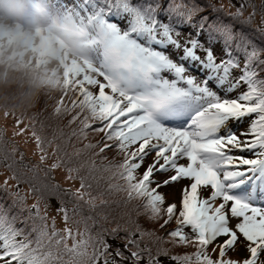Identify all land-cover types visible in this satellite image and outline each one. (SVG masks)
I'll use <instances>...</instances> for the list:
<instances>
[{"label": "snow or ice", "instance_id": "obj_1", "mask_svg": "<svg viewBox=\"0 0 264 264\" xmlns=\"http://www.w3.org/2000/svg\"><path fill=\"white\" fill-rule=\"evenodd\" d=\"M53 3L70 39L54 114L70 116L69 126L78 122L70 138L88 142L61 156L55 136L47 139L34 125L31 135L40 165L55 144L46 175L61 169L65 181L80 183L63 190L73 198L71 214L58 196L63 228L48 214L58 183L14 193L12 207L28 213L23 219L0 205V264H163L161 257L174 264H264V199L256 202L258 193L264 197V48L207 15L194 19L204 7L183 0ZM178 25L195 32L182 38ZM246 117L248 129L237 135L230 122ZM21 123L17 118L16 127ZM90 134L103 135L93 143ZM109 150L123 159L109 160ZM17 151L13 146L12 155ZM86 152L88 161L72 162ZM7 168L12 175L4 186L13 180L19 189L13 164ZM89 179L105 180L109 192L124 194L125 205L142 204L119 220L104 215L106 227L83 214V205L97 207ZM181 182L179 201L167 203L160 189ZM30 194L36 201L28 207ZM140 216L158 228H145ZM18 220L31 226L17 227ZM179 248L194 251L173 254Z\"/></svg>", "mask_w": 264, "mask_h": 264}, {"label": "rangeland", "instance_id": "obj_2", "mask_svg": "<svg viewBox=\"0 0 264 264\" xmlns=\"http://www.w3.org/2000/svg\"><path fill=\"white\" fill-rule=\"evenodd\" d=\"M256 1V0H255ZM264 1V0H263ZM184 3H187V0H183ZM191 4H197L200 6L204 7V11L202 14H205L209 12V18L210 20H217L218 22H222L224 24H228L234 28V30H237V26L240 25L239 27H243L242 22L235 21V18H231L229 16V13L233 11L236 7V9L239 7V5H244V8L247 6H251L253 3L251 0H195ZM189 4V5H191ZM227 10V11H226ZM226 11V12H225ZM0 16L4 17L3 22L4 25H9L12 21L18 22V18L20 17L18 14V10L15 12H10L7 10V7L3 8L0 0ZM229 20V21H228ZM248 21V18H247ZM257 21L260 23L261 29L264 30V23H262V20H260V17H257ZM242 24V25H241ZM21 26V25H19ZM246 27V24L244 25ZM1 28H4L2 26ZM4 30V29H2ZM245 30V28H244ZM248 31V35H249ZM48 34V30H41L37 36L38 38H42L45 35ZM252 35V34H250ZM29 33H25L24 37H28ZM188 34H182V38H186ZM10 36H8L9 38ZM14 39L19 43L22 42L21 47L28 45L26 42H24L23 38L18 39L17 37H14ZM14 39H9L12 42ZM33 39L31 41V44L33 43ZM255 44L261 48H264L263 45H259L255 40H253ZM55 43L50 42V47L54 48ZM62 56V55H61ZM264 58V57H262ZM53 62H50V66H52ZM33 70L31 66L25 65L24 62H17L15 60H8L5 58L0 59V69H3L2 71H13L16 72L13 74L16 76L18 73L24 72L26 69ZM0 71V74L2 73ZM43 73H46L43 71ZM27 74L32 77L33 74L27 71ZM195 75L200 76L198 73H193ZM47 78H48V74ZM28 76V78L30 77ZM27 78V79H28ZM22 79V78H21ZM60 81L56 75H52L49 77L48 82L51 84L53 90L52 93L56 97L59 92L55 89L56 82ZM10 85V84H9ZM12 86L17 92H22L24 91V96L27 93L29 95V99L40 95L41 93H46L47 92V87L43 86V84L40 87H30L26 85L22 86ZM45 90V92H43ZM243 90V89H242ZM27 95V96H28ZM237 95V93H233V96ZM8 99L4 100V105L7 104ZM48 104H44L42 106H46ZM40 106V105H39ZM49 106V105H48ZM5 110L0 109V205H3L5 208H11V215H17L19 213L20 219H23L28 215L27 212H20L18 207H12L13 205V200L16 199L14 196V193L19 190L20 195H25L26 193L29 192V187L30 185H34L35 187L39 188L41 187L42 183H47L50 186L55 185V183H58L60 185V193L58 195H52L47 203L50 205L49 208V217L51 218L52 216L56 217L57 221V227L58 228H63V222L60 218V215L55 212V208H57L60 204V199L58 196L63 197V199L67 202L68 207L70 209V214H71V208H72V203H73V198L70 195H67L64 193V189H72L73 191L79 187V180L76 181H65L64 177L66 173L62 171L61 169H57L51 173H48L47 175L45 174V169L50 167V165L55 161L56 157L52 155L53 150L55 148V144H59L58 142H68L64 139L63 136H60L53 145V147H49L47 149L49 158L47 162L43 165L39 164V155L40 153L36 150L35 143L33 141L32 135H31V127L34 124H29L27 125L26 122H23L19 125V127H16V119L13 118L10 113L8 117H5ZM34 114V113H33ZM55 122L62 121L63 115L57 116L54 115ZM69 120V119H68ZM68 120L66 121V124H68ZM251 121V118H247L245 123ZM53 123V122H52ZM235 122H230V128L231 130H234ZM28 127L29 130L25 131L23 135L20 136H15L13 138V132H18L20 129H24L25 127ZM243 129L242 127H239L236 130V134L240 135L241 130ZM1 130L4 132L10 133V136H6L4 134L1 135ZM41 134V133H39ZM42 135V134H41ZM58 134H51V132L44 131L43 136L46 137L47 139H52L53 136H57ZM103 134H91L89 140H91L93 143H96L101 139ZM63 137V138H61ZM9 139V140H7ZM83 143H86L85 141ZM83 143H79L76 148H81L83 147ZM74 145L75 142L70 143V148L69 152L73 153L74 151ZM13 146H15L18 151L15 153V155H12V149ZM24 154V159L23 161L20 160V154ZM7 154L8 158L5 159V155ZM64 154V147L60 146V153L59 155L63 156ZM107 156L109 157V160L113 159L115 157L116 162H119L120 160L123 159L122 155H117L115 151L109 150L107 153ZM97 160H99V157H96ZM89 158L87 159V161ZM8 164H13L14 170L18 177L20 178V184H19V189L16 188V181L10 180L9 185L6 188L4 186V180L7 179L9 176L12 175V172L8 170L7 165ZM38 165V167H34ZM82 175L88 174V168L87 164L85 165V169L81 173ZM98 175V174H96ZM157 179H163V177L158 176ZM89 183L92 184L91 188V193L93 196L98 197L97 199V207L94 211L90 210L87 205H83V214L85 216L91 215L93 216L100 224H104L106 227H111L110 223H105L103 220V216L107 215L109 218V221H112L113 219L119 220L120 217L127 213L131 212L133 210V207L138 204H142V201H133L132 204L125 205L124 204V194L123 193H116V192H109L107 190V182L105 180H100V181H95L89 179ZM185 182H181L180 185H173L169 187H165L160 189L162 194L165 195L167 203H173V202H178L180 198V188L182 184ZM204 195H207L206 192L203 193ZM38 195V194H37ZM106 201V203L101 204L100 200ZM257 203L259 204L261 199H264V197H257ZM36 201V195H28L27 197V206L30 207L33 203ZM41 209L43 211V203L41 204ZM134 215V213H133ZM126 218V217H125ZM76 221H81V227H82V218L80 215H76L73 218ZM123 222V221H121ZM139 222L148 229H153V228H158V224H153L147 220L145 216H140L139 217ZM50 223V221H49ZM89 224H91V221H88ZM17 227H25V230L27 231L28 228L31 226V221H29L28 226L23 225L20 223V220L17 221ZM74 226V225H73ZM173 225H170L169 228L173 227ZM187 231V230H186ZM163 234V233H161ZM185 251L191 252L194 251L192 248L184 249V248H179V249H173V254H183ZM161 260L163 264H174V262L170 261L168 258L161 257Z\"/></svg>", "mask_w": 264, "mask_h": 264}, {"label": "trees", "instance_id": "obj_3", "mask_svg": "<svg viewBox=\"0 0 264 264\" xmlns=\"http://www.w3.org/2000/svg\"><path fill=\"white\" fill-rule=\"evenodd\" d=\"M195 0H187V4H191L193 3ZM252 1V5L251 6H247L246 8H244L243 10V15L242 16H235V12L239 7L236 9L231 11L229 13V16L231 18H235V21H240L242 22V26L243 27H239L240 25L237 26V30L239 31H244L246 34H248V31L250 32V37L255 40L259 45H263L264 46V30L261 29L260 23L257 21V17H260V20H262V18H264V1L263 0H251ZM181 0H176V3H180ZM227 11V10H226ZM225 11V12H226ZM255 12V15L253 16L252 13ZM209 12L202 14L200 13L197 17H195L194 19L198 20L200 15H207L209 17ZM251 16V21L249 22V17ZM248 18V21H247ZM210 19V18H209ZM229 21V20H228ZM246 24V27L244 26ZM178 27H183V33L182 34H189L190 32L194 33L195 29L190 28V27H185L183 25H178ZM245 28V30H244ZM201 39H205V37H201ZM5 76V73H4ZM2 84V77L0 76V85ZM2 88H0V101H3V92H2ZM18 95H14V94H10L8 95V98H11V100H18L15 97H17ZM233 96V94H232ZM22 101L20 102L21 104H24V101H26L28 103L29 106L32 105V100L31 99H25L22 97ZM54 109V107H49L47 110H51ZM54 112H52L51 114H43L42 116H40L38 118V124L44 128L47 131H51L52 132H56L58 135L56 136L55 141L57 142L58 138L60 136H63L64 139L68 142H58L60 146L64 147L69 145L71 142H75L77 143L78 140L75 137H71L70 138V134L71 132H69L66 136H64L68 131L67 128L64 126V124L66 123L67 120L62 119V121H57L55 122L56 119H54ZM53 122V123H52ZM61 137V138H63Z\"/></svg>", "mask_w": 264, "mask_h": 264}, {"label": "clouds", "instance_id": "obj_4", "mask_svg": "<svg viewBox=\"0 0 264 264\" xmlns=\"http://www.w3.org/2000/svg\"><path fill=\"white\" fill-rule=\"evenodd\" d=\"M56 184V183H55Z\"/></svg>", "mask_w": 264, "mask_h": 264}]
</instances>
